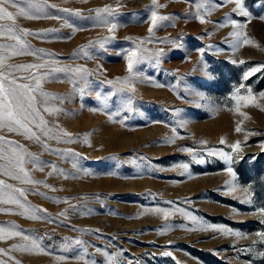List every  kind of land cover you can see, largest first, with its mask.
I'll use <instances>...</instances> for the list:
<instances>
[{"label":"rangeland","instance_id":"1","mask_svg":"<svg viewBox=\"0 0 264 264\" xmlns=\"http://www.w3.org/2000/svg\"><path fill=\"white\" fill-rule=\"evenodd\" d=\"M13 3L40 139L0 127V264H264V0Z\"/></svg>","mask_w":264,"mask_h":264},{"label":"snow or ice","instance_id":"2","mask_svg":"<svg viewBox=\"0 0 264 264\" xmlns=\"http://www.w3.org/2000/svg\"><path fill=\"white\" fill-rule=\"evenodd\" d=\"M156 0H153V4H155ZM238 3L241 2V0H237ZM9 3H13V0H0V19H8V20H15V16L12 12L8 11V8L5 6ZM13 7H15V4L13 3ZM49 7L55 8V5H49ZM66 11V10H65ZM104 12H109L110 9L108 7H105L102 9ZM20 15H27L25 13L24 9H19ZM244 15H248L247 12H244ZM30 18H36V17H30ZM168 17L163 16H157L155 12L152 13L151 16V23L152 26L155 27L157 24V21L159 20H166ZM201 22H204L203 17L200 18ZM116 26L113 25V28ZM25 33L28 32L27 29L24 30ZM149 31H152V28H149ZM236 36H240V32L234 33ZM14 40H20L19 36H13ZM22 42V41H21ZM243 43L247 44L250 43L248 39H244ZM17 54V53H13ZM136 53L132 52L128 56V70L129 72L132 71L134 63L137 61L135 60ZM3 58H0V63H2ZM28 67H43V65H31ZM259 69H253L252 71H258ZM251 73H249L250 75ZM10 75V74H9ZM111 83V81H109ZM39 87V82H37V88ZM35 89H32L28 84L26 83H18L17 79L15 77H12L9 79L8 76H5L3 72H0V127H8L11 131H17V130H24L25 132L31 133V136L34 137L36 140L39 141L40 137L36 135V133L32 130V128L29 126L30 124V118L34 119V114L38 115V110L34 108V101L35 97L30 95L31 92H33ZM25 97H27V103L25 102ZM240 100H251L252 97H238ZM237 131H240L239 126L237 127ZM70 135V134H68ZM2 139V138H0ZM223 142V141H222ZM234 150L239 149V143L233 146ZM216 153H213L215 155ZM221 156H223L226 159H231V156L227 153H220ZM4 158V157H0ZM10 164H15L17 168L20 169L21 172L24 171L23 169V157L19 154L13 153L11 156V159L9 161ZM187 167V166H185ZM231 171V169H229ZM26 174V173H25ZM19 178V176H17ZM27 182L32 183L34 181L28 180ZM4 182L0 181V185H2ZM5 187L11 188V185H5ZM21 194L23 193V189H18ZM5 203H15L19 204V200L16 199H8L4 201ZM21 235L20 232H12L8 231L7 229L0 228V239H7L11 236H19ZM239 235V233H237ZM264 235V234H262ZM27 239V237H25Z\"/></svg>","mask_w":264,"mask_h":264}]
</instances>
